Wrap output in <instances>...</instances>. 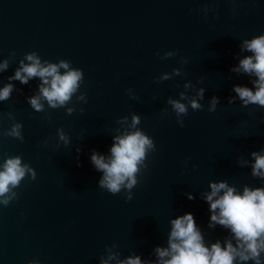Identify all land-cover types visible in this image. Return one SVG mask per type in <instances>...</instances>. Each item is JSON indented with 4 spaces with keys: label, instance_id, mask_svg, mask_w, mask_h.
Returning <instances> with one entry per match:
<instances>
[{
    "label": "water",
    "instance_id": "water-1",
    "mask_svg": "<svg viewBox=\"0 0 264 264\" xmlns=\"http://www.w3.org/2000/svg\"><path fill=\"white\" fill-rule=\"evenodd\" d=\"M261 33L264 0H0V62L8 61L0 88L14 85L0 102V163L19 155L37 172L0 205V264H119L134 255L154 264L171 219L187 212L208 244L226 238L222 226L208 227L202 195L211 181L264 187L251 167V153L264 151V107L244 106L233 91L253 87L254 76L233 68L251 54L243 41ZM30 52L82 71L65 106L44 101L36 111L27 98L39 93L40 78L9 80ZM168 52L175 55L162 58ZM169 98L188 113L177 117ZM193 99L202 108L193 110ZM133 115L156 148L128 200L126 191L99 187L103 174L90 157L135 130ZM17 122L23 140L5 135Z\"/></svg>",
    "mask_w": 264,
    "mask_h": 264
},
{
    "label": "clouds",
    "instance_id": "clouds-1",
    "mask_svg": "<svg viewBox=\"0 0 264 264\" xmlns=\"http://www.w3.org/2000/svg\"><path fill=\"white\" fill-rule=\"evenodd\" d=\"M242 50L251 54L241 58L233 71L243 72L254 76L255 79L252 81L253 87L236 84L233 91L244 106L252 104L264 107V33L244 40ZM173 55L175 52H168L162 58ZM7 67L6 59L0 62V72ZM61 68L66 71L61 73ZM33 77H39L41 80L39 93L27 99L34 110L41 111L44 101L51 108L65 106L78 91L83 73L80 69L70 68L69 63L64 60L58 64L42 63L35 52H30L20 61V67L9 80L27 84ZM165 78H168L167 75ZM13 88L12 83L0 88V102L10 98ZM202 91L199 94L200 98ZM180 95L181 98L184 97V93ZM218 102L219 98L213 96L208 110L214 111ZM168 103L177 117L188 113L189 105L182 102V99L169 98ZM190 107L196 110L202 108V105L193 99ZM67 111L71 114L73 109L69 108ZM139 122L140 117L133 115L130 128L135 130L115 136L107 155L93 151L90 157L94 168L103 174L98 182L99 187L114 195L122 190L126 191L128 200L132 199V189L138 183V174L147 167L145 164L147 155L156 148L153 138L135 127ZM178 123L183 126L184 121L179 120ZM22 127L21 123H14L6 130L5 135L23 140ZM60 139L65 143L69 139L62 130ZM251 156L252 175L264 179V151H253ZM29 174L31 179L37 176L36 170L23 163L19 155L8 156L0 163V205L7 206L18 198L14 189ZM209 187L210 191L202 195L209 206L208 227L222 226L228 232L227 237L208 244L192 212L178 215L170 221L167 246L157 245L154 248L157 258L154 264H246L249 261L252 264H264V187L246 185L241 191L226 180L211 181ZM187 198L192 200L195 197L188 193ZM29 264H39V261L32 260ZM103 264H109V261H104ZM119 264L145 262L139 255H134L120 261Z\"/></svg>",
    "mask_w": 264,
    "mask_h": 264
}]
</instances>
